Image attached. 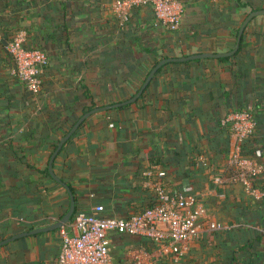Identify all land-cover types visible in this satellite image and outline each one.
<instances>
[{"label": "crops", "instance_id": "crops-1", "mask_svg": "<svg viewBox=\"0 0 264 264\" xmlns=\"http://www.w3.org/2000/svg\"><path fill=\"white\" fill-rule=\"evenodd\" d=\"M115 1L0 0V242L51 226L68 211L69 195L48 163L88 107L131 99L162 59L232 51L244 19L264 10V0H179L183 16L171 32L147 5L122 22ZM13 35L48 57L35 95L13 74L5 47ZM232 108L252 110L264 145V16L248 23L229 61L161 67L134 103L92 114L63 145L52 170L72 188L76 212L136 213L154 203L158 184L197 195L206 210L184 259L111 233L112 264H264V175L249 174L259 200L230 180L236 147L220 121ZM255 160L264 164V150ZM73 216L62 229L1 246L0 264H59L61 232L70 231ZM207 222L223 230H208Z\"/></svg>", "mask_w": 264, "mask_h": 264}, {"label": "built area", "instance_id": "built-area-1", "mask_svg": "<svg viewBox=\"0 0 264 264\" xmlns=\"http://www.w3.org/2000/svg\"><path fill=\"white\" fill-rule=\"evenodd\" d=\"M142 5L152 9L157 24L171 32L178 30L183 16V7L179 0H116L113 8L121 21L127 22L131 10ZM5 47L13 61V74L16 79L30 93H39L41 74L48 64L45 51L26 48L20 35L11 36ZM220 124L237 132L235 159L233 163L230 162V166H236L237 169L230 176V180L240 181L246 194L256 200L261 199L263 193L254 186L249 174L264 175V164L248 162L240 156L241 144L255 133L256 124L252 110L246 108L238 113H230L221 119ZM255 153L257 157L261 156L260 150ZM246 162L250 164V171L242 167L246 169L245 176L240 168ZM216 181L220 183V179ZM154 193V203L141 212L104 217L100 214L103 208L97 207L93 211L79 210L74 213L70 231L61 232L58 263L112 264L108 237L111 233L143 238L153 244L161 255L172 256L176 261L184 259L190 245L200 238L206 210L195 194L169 192L159 184L154 187ZM205 227L211 231L223 230L218 222H207Z\"/></svg>", "mask_w": 264, "mask_h": 264}, {"label": "water", "instance_id": "water-1", "mask_svg": "<svg viewBox=\"0 0 264 264\" xmlns=\"http://www.w3.org/2000/svg\"><path fill=\"white\" fill-rule=\"evenodd\" d=\"M258 16H264V10L253 11L244 19V21L242 22V25L240 26L238 33H237L236 46L232 51H229L227 53H205V54H196V55L185 56V57H180V58L162 59L149 72L145 81L143 82V84L140 87V89L138 90V92L134 95V97H132L131 99H129L125 102H122V103H117V104L107 106L104 108H97V109H93V110L85 112L74 123V125L70 128V130L59 140L57 147L54 150V152L52 153V155L50 156L49 163H48V173H49L50 177L54 181H56L57 183L61 184L65 188V190L67 191V193L69 195V209H68V211L65 213V215L58 222L54 223L53 225L48 226V227H44V228H40V229H34V230H31L28 232H24V233L14 235L13 237H11L9 239H6V240L0 242V247L9 243V242L15 241V240L23 238V237L33 236V235H37V234H41V233H46V232H51L54 230L62 229L70 222V220L74 214V211H75L74 197H73L70 189L64 183H62L59 180V178H57L55 176V174L53 173V170H52V164H53L56 156L58 155V153L62 149L63 145L70 139V137L77 131V129L81 126V124L89 116L99 112L100 110L117 109V108H120V107L134 103L141 96V94L144 92V90L146 89V87L148 86V84L150 83L152 78L154 77L155 73L161 67H163L169 63H184V62H188V61H195V60H201V59H223V58L232 57L233 55L236 54V52L239 49L240 41H241V38H242V35L244 32V29L246 28V26L248 25V23L252 19H254Z\"/></svg>", "mask_w": 264, "mask_h": 264}, {"label": "trees", "instance_id": "trees-1", "mask_svg": "<svg viewBox=\"0 0 264 264\" xmlns=\"http://www.w3.org/2000/svg\"><path fill=\"white\" fill-rule=\"evenodd\" d=\"M236 54H237V52H236ZM235 54V55H236ZM234 55V56H235ZM233 57V56H232ZM230 60V57H228V58H223V59H220V61H222V62H227V61H229ZM234 72V71H233ZM233 78H237V76H235V74L233 73ZM234 88V87H233ZM138 91H136V93H137ZM135 93V94H136ZM134 94V95H135ZM234 94V92H233V89L232 90H228V91H223V98L225 99V100H227V99H230L231 98V95H233ZM133 95V96H134ZM88 97V96H87ZM93 108V106H90V107H88V110H91ZM241 111H243V109H234V108H232V110H228L226 113H225V115H223V117H222V119L223 118H226L230 113H238V112H241ZM253 119H254V122H255V124L257 125L258 124V121H257V119L255 118V115H253ZM256 132V131H255ZM256 134V133H255ZM260 144H262L260 141H259V139H258V135H252V136H249L248 138H246L244 141H243V143L241 144V147H240V156H241V158H248V159H258V157L256 156V153H254V152H256L257 150L256 149H259V148H263V147H261V145ZM263 145V144H262ZM256 150V151H255ZM263 150V149H262ZM251 151V153H252V157H251V155H249V152ZM250 157V158H249ZM228 171H232L231 173H233V171H234V167H229L228 168ZM45 173H47V170H45ZM162 187H163V185H162ZM164 188V187H163ZM69 189H70V191H71V193H73V190H72V188H70L69 187ZM165 189V188H164ZM173 192H176V191H173ZM149 207V206H148ZM145 208H147V207H145ZM144 208V209H145ZM144 209H142V210H140V211H138V212H141V211H143ZM75 213H76V207H75Z\"/></svg>", "mask_w": 264, "mask_h": 264}, {"label": "rangeland", "instance_id": "rangeland-1", "mask_svg": "<svg viewBox=\"0 0 264 264\" xmlns=\"http://www.w3.org/2000/svg\"><path fill=\"white\" fill-rule=\"evenodd\" d=\"M6 52H7V50H6ZM243 110H244V109H243ZM257 130H258V131H259V130L261 131V129H260V127H259V124H257L256 127H255V131H256L255 133H256V134H258V133H257ZM228 133H229V135H228V136H229V141L231 140V142L233 143V146L235 147L236 142H237V139H238L237 136H236V133H237V132H236V131H233V130L230 129V130H228ZM255 133H254V136L256 135ZM259 136H260V135H259ZM260 145H261V147H263V148L256 149V150H260V152H261V156L258 157V159L261 158V157L263 156V150H264V145H262V144H260ZM262 149H263V150H262ZM256 150H255V151H256ZM254 153H255V152H254ZM234 154H235V153H232L231 156L229 157L230 159L228 158V160H229V164H231L230 162H232V163L234 162V159H235V158H234ZM243 159L247 160L248 162L253 161V162L257 163V164H262V163H258L257 160H255V159H248V158H243ZM231 165H232V164H231ZM233 165H234V164H233ZM242 165H243V166H241V168H240V172L243 173V174H245V176H246L245 171H246V169H247V171H250V167H249L250 164H248V163L246 162V163H242ZM251 165H253V164H251ZM232 167H234V166H232ZM242 167H246V169H245V168H242ZM236 169H237V167L235 166V167H234V171H233V173L236 171Z\"/></svg>", "mask_w": 264, "mask_h": 264}]
</instances>
